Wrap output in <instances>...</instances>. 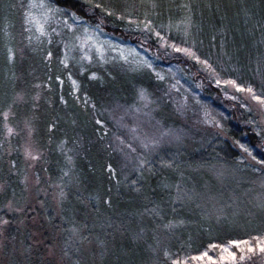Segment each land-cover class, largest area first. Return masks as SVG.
<instances>
[{"label": "trees", "instance_id": "16d2710c", "mask_svg": "<svg viewBox=\"0 0 264 264\" xmlns=\"http://www.w3.org/2000/svg\"><path fill=\"white\" fill-rule=\"evenodd\" d=\"M49 2L144 48L154 65L130 66L115 59L84 69L74 59L64 64L61 39H36L26 28L25 0H0V264H119L118 246L133 242L129 225L158 219L155 207L165 210L171 191L190 188L178 173L188 161L233 166L244 176L242 186H254L264 171L238 159L235 143L248 144L256 159L264 160L262 138L251 114L230 102L222 89L232 80L264 96V0H92L111 16L91 9L87 0ZM162 42L188 49L201 62L184 51L172 55ZM172 63L184 73L197 72L201 97L221 117L226 136L212 127H195L178 113L169 97L175 79L157 76V69ZM141 89L154 102L146 106L153 116L145 120L153 131L118 132L117 112L141 104ZM134 138L133 154L124 146ZM27 147L39 158L31 159ZM134 167L140 170L137 176ZM52 185L60 191L58 200L38 191L52 190ZM189 217L187 211L166 216L170 222ZM249 223L247 230L215 227L210 236L205 229L192 238L185 233L165 245L159 264H233L231 254L237 260L246 254L240 264H264V256L247 259L252 255L248 247H256L253 238L264 237V216ZM86 242L93 247L89 252ZM124 258L130 260L127 254Z\"/></svg>", "mask_w": 264, "mask_h": 264}, {"label": "rangeland", "instance_id": "374dc122", "mask_svg": "<svg viewBox=\"0 0 264 264\" xmlns=\"http://www.w3.org/2000/svg\"><path fill=\"white\" fill-rule=\"evenodd\" d=\"M45 2L47 3L49 0H45ZM29 3L39 4L40 0H25V12H31L33 17V22L30 23L26 21L24 15L26 28L33 30L32 34L36 39L43 37H45V39H53L55 37L61 39V55L64 64H67L69 59H74L78 61L77 63L80 64L81 69H84L87 65L91 66L93 63L103 64L105 61L111 59L125 62L120 56V49H122L124 50V54L128 56V65L146 67L143 61L148 60L153 67V61L149 58L151 53L146 52L144 48L132 45L128 43V41L122 40V38H114L112 35L101 30V27L97 29L96 25L91 26L82 19L74 22L63 15L57 14L54 18L45 22L41 18V9H29ZM14 5L15 4L11 5L13 9H15ZM65 19H68L69 24H73V31H69L66 28L63 23ZM41 24H43V32L39 30ZM84 28L89 29L87 33L88 38L85 37ZM62 31H65V33L62 34ZM77 36L81 39H76ZM162 44L164 48H168L166 50L172 53V55H175L173 52L177 53V51H175V48H177L176 46L173 47L174 45L165 42H162ZM112 45H117L119 47L113 48ZM129 48L135 49V52L139 53V55H135V53L129 55L127 52ZM189 58H191V56H189ZM202 68L205 70V67ZM202 68L200 67V69ZM157 72L168 79H175V88L173 92L169 94V97L171 98L172 96V101L175 103L178 113L186 122H189L195 127H212L217 135L226 136L222 127L221 117L217 116L216 111L207 103L208 101L203 100L201 97L203 96V83L201 82L202 80L197 77V72L192 71L189 74L184 73L177 64L173 63L167 65L164 69H157ZM224 88L222 89L225 93L224 95L230 99V102H238L251 114L252 119L257 125L256 130L259 135H261L264 145V106L259 105L257 101L251 99L252 94L247 91H237V88L231 84H228L227 87ZM147 96L150 102L140 99L141 104L132 109L128 107L119 109L117 112L119 115L118 120L120 117H123L130 123L128 124L125 122L126 120L124 119V122H118L115 127L118 132L121 133L127 130L129 131L127 134L130 135L131 132L139 133L138 129L142 132L151 130L148 128L149 124H147L149 121L145 120L153 116V111L145 105L146 103L147 105H152L154 102L150 100L152 99L150 95ZM131 110L133 111L131 112ZM130 112L134 113L135 116L128 115ZM154 126H156L155 129H160L157 125ZM174 134L176 135L177 133ZM134 139L135 140L129 139L124 148L128 151H132V153H137V151H135L137 144H134L137 139ZM142 141L144 140H138L137 142L143 144ZM129 145H131V147H129ZM241 145L247 147L252 155L250 156L245 152ZM28 148L29 147H27V149ZM235 148L237 149L238 159L249 163L251 166H255L254 169H257V171H264V164L257 163L258 159H252L253 156H257L254 155L251 146L237 141L235 143ZM259 149L264 151L263 147ZM199 153L200 152H198V154ZM198 159L199 157H197L196 161H198ZM188 163L189 165L187 164L185 168H178V173L180 172L179 175L183 174L184 176L182 178L188 181L187 185L190 186V188L187 186L180 187V195L183 196L184 193H190L192 199L189 200L185 198L184 202L181 203L176 199L177 191H171L172 195L167 202L168 204L165 210L159 206L155 207V214L158 219L153 217L154 221L148 219L145 221V219H142V221L135 223V225L131 223L128 227V235L132 238L133 242L131 243L126 240V242H122L118 246L117 253H121L119 264H131L132 262H134V264H159L158 257L161 252H164L165 245L172 243V241H175V239H178L185 233L189 234L188 238H192V233L200 232V229H205L206 235L210 236L212 228H231L234 225L239 226L242 230H247L252 226L249 220L253 221L260 218V216H264V210H261L259 207L261 202H264V174L259 175L253 180L252 183L254 186H242L241 184L244 181V176L234 172L233 170L235 168L233 166L226 164L218 165L215 160L208 164L200 162L201 164L196 166L190 161H188ZM139 172V168L134 167L133 173L135 176H137ZM92 174L90 173V175ZM27 179H30L31 185L36 184L33 178ZM204 183L211 185L204 186ZM38 191H46L47 195H54L57 200L58 197H61L60 191H57L54 185H52V190L40 189ZM56 199H54V201H56ZM197 205H199V207ZM174 208L175 211L173 210ZM184 211L189 213V218L172 221V228L164 227V225L170 222V220H167L166 216L173 217L175 213ZM83 244L85 245V250L88 252L92 250L93 247L91 243L86 242ZM101 244L102 242L99 243V246ZM128 246L129 255L127 252ZM96 248L98 249V247ZM93 251L96 252L95 249H93ZM126 254L130 257L129 261H125L124 256ZM83 257L85 261H87V256L83 255Z\"/></svg>", "mask_w": 264, "mask_h": 264}, {"label": "snow or ice", "instance_id": "6c2138e0", "mask_svg": "<svg viewBox=\"0 0 264 264\" xmlns=\"http://www.w3.org/2000/svg\"><path fill=\"white\" fill-rule=\"evenodd\" d=\"M87 2L91 4V9H99L101 12H105V13H107L108 16L113 15V13H112V12H111V11L105 6V5H103V4H101V3H93L92 0H87ZM28 8H29V9H35V8H39V9H41V18H42L45 22H47L48 20L54 18V16L57 15V14H59V15H63V16H65V17H67L68 19H71V20L74 21V22H75V21H78V20L80 19V18L76 15L75 12H68V11H66V10H64V9H62V8H60V7H58V6H56V5L53 4V3H50V2H47V3H46L45 0H40V3H39V4H37V3H29V4H28ZM91 9H90V10H91ZM24 15H25V19H26V21H28V22H30V23L33 22V17H32L31 12H25ZM68 19H65V20L63 21V23H64V25L66 26V28H67L69 31H73V27H74V26H73V24H69V23H68ZM145 27H146V28L149 27V24H148L147 22L145 23ZM96 28L99 29V28H100V25L97 24V25H96ZM39 30H40L41 32H43V24L40 25ZM83 31H84V33H85V37L88 38V37H87V33L89 32V29H88V28H84ZM156 35H157L161 40H163V37L160 36V33L157 32ZM76 39L79 40V39H81V38H80L79 36H77ZM112 47H113V48H118L119 46H117V45H112ZM173 47H175V46H173ZM8 51H9L8 59L11 60V59L13 58V57H12V49H9ZM175 51H177V52L184 51L185 54H187V55H189V56H191V57L196 58V60H197L198 63L201 62V61L199 60V58L195 56V53L189 51L188 49H183V50H182V49H180V48H175ZM127 52H128L129 55H132L133 53H135V55H139V53H136V52H135V49H131V48H129V49L127 50ZM48 56H49V58L51 57V53H50V52L48 53ZM120 56H121V58H122L126 63L129 62V61H128V56L124 54V50H122V49H120ZM86 58H87V57H86ZM62 63H63V61H62ZM143 63H144V65H145L146 67H149V68L152 67L151 62L148 61V60H144ZM202 63L207 64V61H202ZM157 76L159 77V73H157ZM160 78L162 79V77H160ZM75 83H76V82L73 81V84H74V85H75ZM216 83L219 85V84L221 83V81H220L219 79H217ZM225 83H226V84H231V85H233L234 87L237 88V91H241V92H243V91H247V92L251 93V94H252V95H251V99L257 101V103H258L259 105L264 106V96L256 95L255 93H253V90H252L251 88H247V89L240 88V87H238V86L236 85L235 81H232V80L225 81ZM139 96H140L141 100H144V101H146V102H150V101H148V96H147V93L145 92V90L141 89V90L139 91ZM20 99H22V97H21ZM145 106H147V103H146ZM4 118H5V120L8 119V113H4ZM123 119H124L123 117H120V119H119L118 122H122ZM96 124H97V125H101V121H100V120H97V121H96ZM7 131H8V133H9L10 135L13 133V129H12V128H8ZM50 131H51V128H50ZM167 134H168V133H164L163 135H167ZM118 139H119V138H118ZM121 142H123V141H121ZM154 143H158V141H154ZM147 146H148V145L145 144V147H147ZM129 147H131V145H129ZM241 147H242L243 150H244L245 152H247L250 156L252 155L251 152L249 151V149H248L247 147H245L244 145H241ZM133 151H134V149H133ZM26 154H27L29 157H31V159H33V160H36V159L39 158L38 155H34V154H33V152L30 150V148H29V149H26ZM70 159H71V158L69 157V160H70ZM252 159H253V160H256V157L253 156ZM257 163L264 164V160H258ZM107 167H108V171H109V173L112 174V175L114 176V175H115V171H114V169L112 168V166L109 164ZM64 175L67 176L68 173L65 172ZM133 183H135V181H133ZM185 198L191 200V199H192V195H191L190 193H184L183 196L180 195V189H179V186H177V198H176V199H177L178 201H180L181 203H183L184 200H185ZM105 203H108V204L110 205V204H111V201L108 200V201H105ZM174 203H175V201H174ZM197 206L199 207V205H197ZM259 207L261 208V210H264V202H261V204L259 205ZM173 210L175 211V208H174ZM4 223L7 224L8 221H4ZM164 227H166V228H172V227H173V224H172V222H169L167 225H164ZM253 239L256 241V247H255V248L252 247V246H249V247H248V249H247L248 253H252L251 256H247V259H248V260H251V259L253 258V256H255V255L264 256V237L257 236V237H254ZM233 243H235V242H233ZM243 243L247 244L248 242H247V241H243ZM237 246H239V245H237ZM257 249H258V252H257ZM165 255H166V256L168 255L167 252L165 253ZM231 255H232L233 264H240V262H242V261H244V260L246 259V254H242V255H240L239 260H237V258H236V256H235L234 254H231ZM173 264H181V262H180L179 260H174V261H173Z\"/></svg>", "mask_w": 264, "mask_h": 264}]
</instances>
